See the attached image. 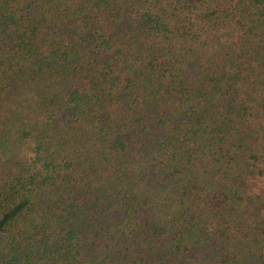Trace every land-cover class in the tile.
Wrapping results in <instances>:
<instances>
[{
  "label": "trees",
  "instance_id": "trees-1",
  "mask_svg": "<svg viewBox=\"0 0 264 264\" xmlns=\"http://www.w3.org/2000/svg\"><path fill=\"white\" fill-rule=\"evenodd\" d=\"M0 264H264V0H0Z\"/></svg>",
  "mask_w": 264,
  "mask_h": 264
}]
</instances>
